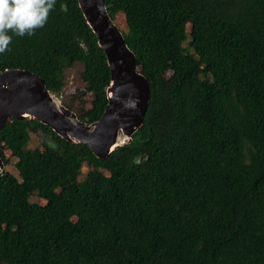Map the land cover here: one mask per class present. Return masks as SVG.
Returning a JSON list of instances; mask_svg holds the SVG:
<instances>
[{
  "label": "trees",
  "instance_id": "obj_1",
  "mask_svg": "<svg viewBox=\"0 0 264 264\" xmlns=\"http://www.w3.org/2000/svg\"><path fill=\"white\" fill-rule=\"evenodd\" d=\"M105 6L124 14L149 84L143 124L105 159L36 120L4 124L16 174L0 177V264H264V0ZM9 35L0 73L31 72L59 97L78 66L84 92L62 103L100 118L110 74L77 0H55L34 34ZM35 127L55 149L28 147Z\"/></svg>",
  "mask_w": 264,
  "mask_h": 264
},
{
  "label": "water",
  "instance_id": "obj_2",
  "mask_svg": "<svg viewBox=\"0 0 264 264\" xmlns=\"http://www.w3.org/2000/svg\"><path fill=\"white\" fill-rule=\"evenodd\" d=\"M82 16L104 52L110 79L105 88L107 104L100 118L87 123L51 94L37 75L21 69L0 73V131L11 120H36L61 139L87 147L98 159L128 145L143 124L149 104V84L139 70L105 0H77ZM65 8V7H64ZM46 145L55 149L51 136ZM147 156L136 158L139 163ZM5 164L0 153V177Z\"/></svg>",
  "mask_w": 264,
  "mask_h": 264
},
{
  "label": "clouds",
  "instance_id": "obj_3",
  "mask_svg": "<svg viewBox=\"0 0 264 264\" xmlns=\"http://www.w3.org/2000/svg\"><path fill=\"white\" fill-rule=\"evenodd\" d=\"M55 0H0V53L9 49L13 35L34 34L44 26Z\"/></svg>",
  "mask_w": 264,
  "mask_h": 264
},
{
  "label": "rangeland",
  "instance_id": "obj_4",
  "mask_svg": "<svg viewBox=\"0 0 264 264\" xmlns=\"http://www.w3.org/2000/svg\"><path fill=\"white\" fill-rule=\"evenodd\" d=\"M117 26L120 28L124 27L125 24V16L123 13H117L115 16V19L113 20ZM79 67H75L72 70L67 71L66 76H67V85L64 88L65 92L63 95L59 96L58 98L60 99L61 102L64 98H67L70 94L76 93L78 95H82L84 92L83 86L77 76ZM89 96L88 94H84L82 96V100L86 102L88 100ZM63 104V103H62ZM88 107V103L86 105H83V108L86 109ZM33 134L30 137V141L28 143V147L31 149H38L40 151L44 150V145H46V142H48V132L42 130L39 127H35L32 129ZM46 136V137H45ZM0 153L1 156L5 162V167L4 170L6 172L10 173H15L14 169V163H15V158L12 156V153L9 151V149L4 145L0 144ZM83 170L86 171V167H83ZM16 174V173H15ZM30 201L34 202L37 205H43L44 201H41L37 198H34L33 196L30 197Z\"/></svg>",
  "mask_w": 264,
  "mask_h": 264
}]
</instances>
